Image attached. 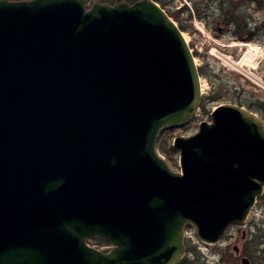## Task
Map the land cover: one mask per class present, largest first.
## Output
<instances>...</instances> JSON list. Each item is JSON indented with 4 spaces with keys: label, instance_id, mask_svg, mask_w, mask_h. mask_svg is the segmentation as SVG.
I'll return each mask as SVG.
<instances>
[{
    "label": "water",
    "instance_id": "obj_1",
    "mask_svg": "<svg viewBox=\"0 0 264 264\" xmlns=\"http://www.w3.org/2000/svg\"><path fill=\"white\" fill-rule=\"evenodd\" d=\"M183 30L155 0H0V264H179L264 194V122L200 109ZM101 237L112 247L89 244ZM247 264V260H243Z\"/></svg>",
    "mask_w": 264,
    "mask_h": 264
},
{
    "label": "rangeland",
    "instance_id": "obj_2",
    "mask_svg": "<svg viewBox=\"0 0 264 264\" xmlns=\"http://www.w3.org/2000/svg\"><path fill=\"white\" fill-rule=\"evenodd\" d=\"M94 1L96 0H87V4L90 6ZM99 1L114 4L116 0ZM124 1L132 3L135 0ZM163 2L165 10L185 28L184 34L195 54L197 65L211 75L216 90L221 89L223 98L214 101L205 99V96L211 92L212 84L209 77L201 75L205 86L202 98L205 107H200L187 125L171 128L172 130L168 132L161 131L159 141L163 135H168V146L173 147V141L177 136L186 137L195 134L199 130L200 122L211 121L213 109L226 103L239 105L241 101V106L257 114L264 122V111L260 108L264 100V85L254 82L243 71L225 65L215 52L218 50L238 60L245 48L241 49L231 44L241 41L260 46L264 51V0H163ZM234 18L242 19L249 28L255 29L257 32L255 39L244 41L236 38L234 27L229 22ZM253 71L264 80V57ZM159 141L158 149L162 156L173 170L180 171L179 151H175L170 158L159 148ZM231 231L230 236L220 244L218 242L215 245H208L198 242L194 231L188 225L184 239L187 248L184 256L186 264H243V254L237 256L234 250V245L242 249V231L249 235L248 246L256 245L260 250L257 256L246 254L251 264H264V195L257 199L245 227ZM97 238H92L90 244L101 250L111 246L105 242V239L102 238L103 241Z\"/></svg>",
    "mask_w": 264,
    "mask_h": 264
},
{
    "label": "trees",
    "instance_id": "obj_3",
    "mask_svg": "<svg viewBox=\"0 0 264 264\" xmlns=\"http://www.w3.org/2000/svg\"><path fill=\"white\" fill-rule=\"evenodd\" d=\"M155 1L159 2L160 5L163 8H165V4H164L163 0H155ZM168 13L172 17V14L170 12H168ZM229 22L234 27L233 31H234V35L236 36V38L241 39V40H244V41H251V40L255 39V36L257 34L256 30L255 29L252 30L251 28H249L242 21V19L240 20L239 18L238 19L237 18H234V19H231ZM179 26L181 27V29L183 31L185 30V28L182 25L179 24ZM199 69H200L201 75L202 76H205V77H209L210 78V82L212 84V86H211V92L209 93L208 96H205V99H210L211 101H214V100H220L221 98H223V94H222L221 89L220 90H218V89L216 90V87L213 84V80H212L211 75L208 74V72L205 69H203V67H200ZM239 105H242L241 104V101H239ZM203 107H205L204 102L201 103V108H203ZM260 108H261V110L264 111V100L261 103V107ZM171 130H172L171 128H165L162 131L168 132V131H171ZM167 136L166 135H163L160 138L159 148L161 149V151L164 154H166L167 156H170V158H172V155L175 153L176 150L172 146H168V140H169V138ZM97 239H101V238H97ZM101 240H103V239H101ZM179 264H186V258L184 257L180 261Z\"/></svg>",
    "mask_w": 264,
    "mask_h": 264
},
{
    "label": "bare ground",
    "instance_id": "obj_4",
    "mask_svg": "<svg viewBox=\"0 0 264 264\" xmlns=\"http://www.w3.org/2000/svg\"><path fill=\"white\" fill-rule=\"evenodd\" d=\"M232 45H240V47H246L240 59L235 60L220 51H215L216 55L220 59H222L223 63L228 65L230 68L243 71L251 80L264 85V80L253 71V69L257 67V65L264 57L263 48L250 43H233ZM201 88L202 92H204L205 86L201 85Z\"/></svg>",
    "mask_w": 264,
    "mask_h": 264
},
{
    "label": "flooded vegetation",
    "instance_id": "obj_5",
    "mask_svg": "<svg viewBox=\"0 0 264 264\" xmlns=\"http://www.w3.org/2000/svg\"><path fill=\"white\" fill-rule=\"evenodd\" d=\"M255 206V205H254ZM253 206V207H254ZM253 209V208H252ZM252 209H251V211H250V213L252 212ZM250 213H249V215H248V217H247V219L245 220V222L243 223V224H241V225H239V224H232L231 226H229V228L227 229V231L225 232V235H224V237L222 238V240H220V241H218L219 242V244H220V242H222V241H224V239L226 238V237H228V236H230L229 234H230V231L232 230V231H235L236 230V228H243V227H245V225L247 224V222H248V219H249V216H250ZM191 226V228H192V231H194V233H195V237L197 238V240H198V242H202V243H205V244H208V245H215V244H217L218 242H216V243H208V242H205V241H203V240H201L200 238H199V236H198V234H197V231H196V229L194 228V226L193 225H190ZM231 231V232H232ZM249 235H247V233L245 232V231H242L241 232V237H242V239H243V246H242V249H239V247H238V245H234V250H235V252L237 253V256H241L242 254H243V257H242V262H243V260H247V264H251V260H250V258L249 257H247L246 256V254H251V255H253V256H257V254L258 253H260V250H258L257 249V246L255 245V244H253V245H255V246H252V247H250V246H248V239H249V237H248ZM254 235H252V237H253ZM251 237V238H252ZM256 239V238H255ZM255 239H254V241H255ZM246 242V243H245ZM244 243H245V247H244ZM255 247V248H254ZM245 253V254H244ZM243 264H244V262H243Z\"/></svg>",
    "mask_w": 264,
    "mask_h": 264
},
{
    "label": "built area",
    "instance_id": "obj_6",
    "mask_svg": "<svg viewBox=\"0 0 264 264\" xmlns=\"http://www.w3.org/2000/svg\"><path fill=\"white\" fill-rule=\"evenodd\" d=\"M231 57V56H230ZM232 58V57H231Z\"/></svg>",
    "mask_w": 264,
    "mask_h": 264
}]
</instances>
